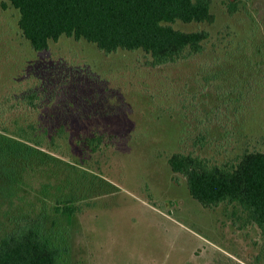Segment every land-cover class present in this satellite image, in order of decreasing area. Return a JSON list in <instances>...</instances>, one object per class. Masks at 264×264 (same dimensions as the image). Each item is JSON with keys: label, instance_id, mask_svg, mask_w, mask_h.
Segmentation results:
<instances>
[{"label": "rangeland", "instance_id": "1", "mask_svg": "<svg viewBox=\"0 0 264 264\" xmlns=\"http://www.w3.org/2000/svg\"><path fill=\"white\" fill-rule=\"evenodd\" d=\"M3 1L0 130L27 127L51 157L18 161L12 194L0 192V235L42 215L57 264H264L241 209L202 206L167 163L175 151L213 162L264 151V0L232 12L211 0L213 22H174L207 29L205 49L157 66L64 35L33 51Z\"/></svg>", "mask_w": 264, "mask_h": 264}, {"label": "trees", "instance_id": "2", "mask_svg": "<svg viewBox=\"0 0 264 264\" xmlns=\"http://www.w3.org/2000/svg\"><path fill=\"white\" fill-rule=\"evenodd\" d=\"M7 3L17 11L16 26L33 51L47 49L50 41L63 35L72 36L94 43L104 53L140 50L151 66L204 51L210 35L207 29L183 30L174 22L211 23L215 18L211 0H5L2 5ZM226 3L232 12L238 0ZM34 96L29 95L30 103ZM14 129L0 130V178L7 181L0 185V192L9 191V195L19 181L18 161L23 166L31 159L51 157L35 147L37 141L28 136L27 127ZM167 163L184 176L189 194L202 206L225 202L239 207L259 228L264 247V151L245 150L224 162L175 151ZM63 211L71 212L72 206H63ZM42 218L18 217L0 235V264H57L59 248L46 236Z\"/></svg>", "mask_w": 264, "mask_h": 264}]
</instances>
